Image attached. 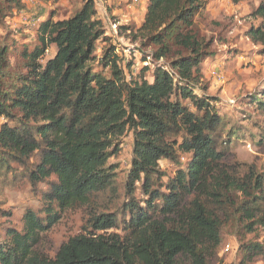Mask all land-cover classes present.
Returning <instances> with one entry per match:
<instances>
[{
    "label": "trees",
    "instance_id": "trees-1",
    "mask_svg": "<svg viewBox=\"0 0 264 264\" xmlns=\"http://www.w3.org/2000/svg\"><path fill=\"white\" fill-rule=\"evenodd\" d=\"M254 1L251 15L261 22L248 37L264 46V0ZM4 4L7 17L21 8V0ZM97 5L86 0L70 18L52 14L42 23L40 45L23 52L25 72L13 71L10 47H0V172L11 163L26 167L34 188L54 178L42 193L45 216L27 211L23 231L9 230L0 264H212L223 230L244 244L264 228V176L230 155L232 137L225 139L213 99L195 94L204 63L216 56L213 39L197 29L205 4L150 0L140 26L118 27L140 45L143 63L153 60L151 81L148 67L128 78L132 64L124 67ZM255 103L264 112V98ZM128 134L133 156L122 191L110 161ZM257 145L264 147V130ZM179 154L188 156L186 166L164 181L162 161L176 163ZM77 210L88 216L83 234L54 258L43 254L42 235ZM240 250L246 262L264 257L263 242Z\"/></svg>",
    "mask_w": 264,
    "mask_h": 264
},
{
    "label": "rangeland",
    "instance_id": "rangeland-1",
    "mask_svg": "<svg viewBox=\"0 0 264 264\" xmlns=\"http://www.w3.org/2000/svg\"><path fill=\"white\" fill-rule=\"evenodd\" d=\"M6 0H0V9L6 10ZM86 0H59L45 2L43 0H21L20 10L14 11L12 16L0 14V47H10V64L12 70L25 72L23 52L25 49L33 51L39 46L37 38L38 28L54 14L55 21L70 18L78 11ZM149 0H99L98 15L104 22L112 44L118 48L123 59L128 78L138 79L143 75V69L148 80L153 79V60L143 63V55L139 51L140 45L133 43L127 36L118 35L112 29L113 24L137 26L141 23V13L144 3ZM205 4L202 13L196 17L197 29L207 39H213V51L216 56L204 63V81L195 94L199 97L207 95L213 99L212 105L226 123L225 139L232 137V145L228 148L230 155L237 161L254 164L264 176V147H259L258 141L264 130V112L258 110L255 103L257 98L263 99L264 92V46L253 43L248 37V31L258 26L260 19L253 17L252 11L257 2L254 0L235 4L233 0H203ZM106 44L99 42L98 55ZM55 50L47 54L52 57ZM162 63V62H161ZM189 103V102H188ZM5 123L0 119V126ZM235 133L234 135L232 134ZM122 151L119 156L111 159L116 166L121 189L127 181L133 156V138L131 134L122 139ZM187 155L179 154L178 162L163 160L161 170L168 181L174 177L177 170L185 167ZM179 163V164H178ZM9 166V165H8ZM11 167V168H10ZM26 167L11 163L7 169L0 172V244L8 239L9 230L22 232L24 216L27 211H34L39 216H45L47 204L42 193L49 189V181L34 188L26 177ZM138 200H143L140 185L136 194ZM99 204H104L99 199ZM88 216L86 211H69L62 215L58 224L49 232L42 235L40 251L54 258L59 249L69 239L83 234ZM259 241L264 243V228L256 234H249L244 241ZM239 242L234 233L223 230V242L219 247L218 256L212 264H264V257L258 256L252 261H244L245 250H240ZM230 247L229 252H226Z\"/></svg>",
    "mask_w": 264,
    "mask_h": 264
},
{
    "label": "crops",
    "instance_id": "crops-1",
    "mask_svg": "<svg viewBox=\"0 0 264 264\" xmlns=\"http://www.w3.org/2000/svg\"><path fill=\"white\" fill-rule=\"evenodd\" d=\"M149 2H150V0H149ZM149 2L146 4L144 3L145 6H143L142 13H141V23H138L137 26H140L143 23Z\"/></svg>",
    "mask_w": 264,
    "mask_h": 264
},
{
    "label": "built area",
    "instance_id": "built-area-1",
    "mask_svg": "<svg viewBox=\"0 0 264 264\" xmlns=\"http://www.w3.org/2000/svg\"><path fill=\"white\" fill-rule=\"evenodd\" d=\"M95 1L98 4L99 0H95ZM112 29L114 30V33H117V31H118V25L117 24H113L112 25ZM229 250H230V247H227L226 252H229Z\"/></svg>",
    "mask_w": 264,
    "mask_h": 264
}]
</instances>
